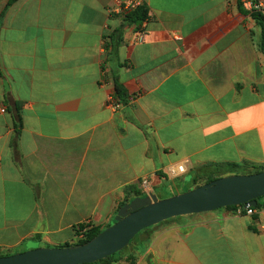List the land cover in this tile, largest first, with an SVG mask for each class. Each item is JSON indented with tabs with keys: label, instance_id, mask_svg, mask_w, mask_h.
I'll return each mask as SVG.
<instances>
[{
	"label": "crops",
	"instance_id": "0c3cea01",
	"mask_svg": "<svg viewBox=\"0 0 264 264\" xmlns=\"http://www.w3.org/2000/svg\"><path fill=\"white\" fill-rule=\"evenodd\" d=\"M126 1L0 0L2 251L107 228L144 179L186 192L213 165L264 167V54L242 0H140L144 40L125 26L108 63ZM260 224L238 208L172 219L114 264H264Z\"/></svg>",
	"mask_w": 264,
	"mask_h": 264
},
{
	"label": "water",
	"instance_id": "95a60500",
	"mask_svg": "<svg viewBox=\"0 0 264 264\" xmlns=\"http://www.w3.org/2000/svg\"><path fill=\"white\" fill-rule=\"evenodd\" d=\"M263 197L264 171L221 177L163 200L155 194L137 197L120 208L113 225L85 244L0 256V264H94L122 252L139 233L168 220L228 207L256 208Z\"/></svg>",
	"mask_w": 264,
	"mask_h": 264
},
{
	"label": "trees",
	"instance_id": "16d2710c",
	"mask_svg": "<svg viewBox=\"0 0 264 264\" xmlns=\"http://www.w3.org/2000/svg\"><path fill=\"white\" fill-rule=\"evenodd\" d=\"M14 1H16V0H11L12 3ZM240 7L242 8V11H244L245 13H249L244 9L242 3L240 5ZM250 15L260 28V33H261L260 34V51L264 54V18L257 13H252ZM120 18L124 22L122 29L116 30L113 33H111L110 36L106 40V45H105V49L107 52V61L106 62H108V63H113L116 60H118V51H119V48L122 44V33H123L124 27L125 26H135L137 29H140L143 22L149 20L148 8L145 5H143V6L137 8V9H135V10L123 15V16H120ZM125 98H126L125 90L123 89V87L121 85L116 83V99H118L122 102H125ZM263 171H264L263 166L262 167H255L252 164L247 163V162L243 163V164H237V163L217 164V165H213L210 167V172L205 171L206 174H204V175L202 174V177H201V174L196 175L194 182H195V186L199 187L201 185L208 184L214 180H217L221 177L230 176V175H253V174L261 173ZM206 178H210V179L208 181H203ZM126 194L128 197L120 205L119 209L121 207H123L125 204L130 203L132 200H134L137 197H145L146 196V194H143L141 191L137 190V186H128L126 188ZM258 202H259L258 206L255 209H264V197L260 198ZM237 208L238 207H228L226 209L236 210ZM179 218H181V217H179ZM179 218H175V219H179ZM113 224H111V225H113ZM161 224H163V223H161ZM111 225H109L108 227H110ZM84 228H85L84 226H81V232H82V230H84ZM151 228H148V229L142 231L141 233H139L137 235V237L130 243V245L143 232H145ZM103 230L104 229L98 228V227L89 228L88 231L85 233L83 239L78 240L75 244H65L62 247H69L72 245L85 244V243L89 242L90 240H92L93 238H95L96 236H98ZM81 232H78V236L81 235ZM127 249H128V247L125 248L122 252L115 254L111 257H108L104 260H101L99 262H96L94 264H114L115 262H117V260L119 258L122 257V255L124 254V251H126ZM11 255H14V254L8 253V252H2V250L0 249V256L1 257L11 256Z\"/></svg>",
	"mask_w": 264,
	"mask_h": 264
},
{
	"label": "built area",
	"instance_id": "2783aa9c",
	"mask_svg": "<svg viewBox=\"0 0 264 264\" xmlns=\"http://www.w3.org/2000/svg\"><path fill=\"white\" fill-rule=\"evenodd\" d=\"M143 5L144 3L140 0L121 2L119 7L115 10V13L116 15L123 16ZM242 5L244 9L250 14L257 13L264 18V0H242ZM146 22L147 21L143 22L140 29H138V32H137L138 42H142L144 40L143 33H144L145 26H146ZM109 104L114 107L117 106V103H115V100L113 97L110 98ZM6 112H7L6 108L0 104V115L5 114ZM185 172H186V167L184 165H180L176 168H171L168 171L170 176H173L176 178L181 176ZM142 187L144 189V192L147 195H150V182L148 179H144L142 181ZM238 212L240 214L244 212L247 216H253L255 214H260L264 216V209H255L252 207H248L247 209H245L244 207L239 206ZM259 229L261 232L264 233V224H260ZM87 231H88V227H85L84 230H82L81 232L80 239L84 238V235Z\"/></svg>",
	"mask_w": 264,
	"mask_h": 264
},
{
	"label": "rangeland",
	"instance_id": "374dc122",
	"mask_svg": "<svg viewBox=\"0 0 264 264\" xmlns=\"http://www.w3.org/2000/svg\"><path fill=\"white\" fill-rule=\"evenodd\" d=\"M173 179H175L176 177H173V176H171ZM201 177H202V175H201ZM178 178V177H177ZM210 178H206L205 180H203V181H208ZM202 181V182H203ZM192 189H194V188H190V187H188V185H187V187H186V191H189V190H192ZM154 192V194L158 197V199L159 200H163V199H167V198H170V197H173V196H175V195H178V194H181V193H184V192H181V190H176L175 192H172V189H171V187H170V185H165V186H163V187H160V188H156V189H154V188H151L150 189V194H152ZM80 240V239H79ZM75 244V243H74ZM132 249H133V245H131V246H129L128 247V249L126 250V251H124V254L122 255V257L123 256H127L129 253H131L132 252ZM20 251V252H19ZM22 250L20 249V250H15L14 252H13V254H17V253H25V252H28V251H30V250H28V251H25V252H21ZM2 252H6V251H2ZM121 257V258H122ZM130 263L131 264H134V261H132V260H130Z\"/></svg>",
	"mask_w": 264,
	"mask_h": 264
}]
</instances>
